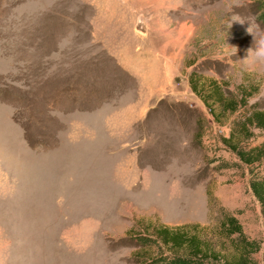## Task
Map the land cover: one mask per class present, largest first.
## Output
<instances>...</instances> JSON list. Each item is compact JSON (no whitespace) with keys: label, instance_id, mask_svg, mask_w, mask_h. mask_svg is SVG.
Masks as SVG:
<instances>
[{"label":"rangeland","instance_id":"rangeland-1","mask_svg":"<svg viewBox=\"0 0 264 264\" xmlns=\"http://www.w3.org/2000/svg\"><path fill=\"white\" fill-rule=\"evenodd\" d=\"M250 27L264 0H0V264H151L158 225L207 233L224 209L264 264L233 112L191 86L252 80L264 105Z\"/></svg>","mask_w":264,"mask_h":264},{"label":"trees","instance_id":"trees-1","mask_svg":"<svg viewBox=\"0 0 264 264\" xmlns=\"http://www.w3.org/2000/svg\"><path fill=\"white\" fill-rule=\"evenodd\" d=\"M191 86L219 122L233 112L230 133L222 139L247 164L250 186L264 213V167L260 168L264 163V105L258 99L250 100L259 87L254 81L245 80L237 91L225 89L217 78H210L209 83L204 85L191 80ZM255 129L260 130L262 136L257 137ZM202 135L197 129L195 136L199 141ZM255 140L258 142L255 143ZM199 229L195 223L175 227L158 225L157 238L168 246L169 251L150 258L154 260L151 264H206L220 260L228 264H258L255 253L260 245L257 240L247 236L239 218L232 211L224 209L220 224L214 231L204 233ZM137 238L145 240L141 235ZM142 244L146 245L147 242ZM225 249L235 250L237 254L228 255Z\"/></svg>","mask_w":264,"mask_h":264},{"label":"clouds","instance_id":"clouds-1","mask_svg":"<svg viewBox=\"0 0 264 264\" xmlns=\"http://www.w3.org/2000/svg\"><path fill=\"white\" fill-rule=\"evenodd\" d=\"M241 22V21H240ZM243 23V22H242ZM249 32H252V28L250 27L249 28ZM256 37V40H255V46L253 49L250 50L249 52V55L251 54H255L256 57L258 59H262L264 60V35H261L259 36V38L257 37V35L255 33H253Z\"/></svg>","mask_w":264,"mask_h":264}]
</instances>
